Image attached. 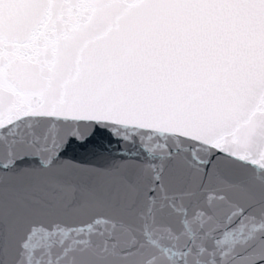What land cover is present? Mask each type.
Wrapping results in <instances>:
<instances>
[{
  "label": "snow or ice",
  "instance_id": "1",
  "mask_svg": "<svg viewBox=\"0 0 264 264\" xmlns=\"http://www.w3.org/2000/svg\"><path fill=\"white\" fill-rule=\"evenodd\" d=\"M0 264H264V0H0Z\"/></svg>",
  "mask_w": 264,
  "mask_h": 264
},
{
  "label": "water",
  "instance_id": "2",
  "mask_svg": "<svg viewBox=\"0 0 264 264\" xmlns=\"http://www.w3.org/2000/svg\"><path fill=\"white\" fill-rule=\"evenodd\" d=\"M84 141L73 140L68 145L64 159L75 161L103 162L117 158L121 145L113 141L108 143V137L101 130H94L91 135L85 133Z\"/></svg>",
  "mask_w": 264,
  "mask_h": 264
}]
</instances>
